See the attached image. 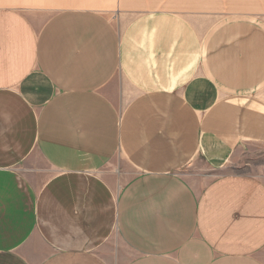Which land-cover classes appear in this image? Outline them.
<instances>
[{
	"label": "crops",
	"instance_id": "obj_1",
	"mask_svg": "<svg viewBox=\"0 0 264 264\" xmlns=\"http://www.w3.org/2000/svg\"><path fill=\"white\" fill-rule=\"evenodd\" d=\"M222 16L0 0V264H264V4Z\"/></svg>",
	"mask_w": 264,
	"mask_h": 264
},
{
	"label": "rangeland",
	"instance_id": "obj_2",
	"mask_svg": "<svg viewBox=\"0 0 264 264\" xmlns=\"http://www.w3.org/2000/svg\"><path fill=\"white\" fill-rule=\"evenodd\" d=\"M173 1L177 2L179 0ZM196 2L197 0H190V3L196 4ZM263 4L264 0H204L205 18L209 20L206 21V28L218 21L217 18L224 14L245 13L246 11L250 10L251 5L253 8H261V5ZM230 168L232 171L250 172L258 175L264 174L263 167L256 164L248 165L244 164V162H240L235 166H230Z\"/></svg>",
	"mask_w": 264,
	"mask_h": 264
}]
</instances>
